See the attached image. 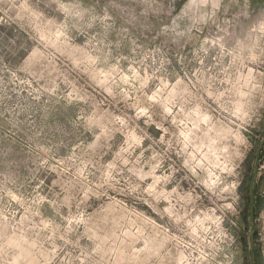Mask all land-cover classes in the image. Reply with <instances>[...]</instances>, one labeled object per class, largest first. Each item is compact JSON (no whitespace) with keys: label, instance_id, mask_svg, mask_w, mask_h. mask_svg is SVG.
<instances>
[{"label":"rangeland","instance_id":"1","mask_svg":"<svg viewBox=\"0 0 264 264\" xmlns=\"http://www.w3.org/2000/svg\"><path fill=\"white\" fill-rule=\"evenodd\" d=\"M263 141L264 0H0V264H249Z\"/></svg>","mask_w":264,"mask_h":264},{"label":"flooded vegetation","instance_id":"2","mask_svg":"<svg viewBox=\"0 0 264 264\" xmlns=\"http://www.w3.org/2000/svg\"><path fill=\"white\" fill-rule=\"evenodd\" d=\"M264 149V141L262 142L261 146L259 147L258 149V154H257V158L255 160V165H254V173H253V176H252V179H251V182H250V187H249V195H250V227H251V217H252V212H251V188H252V181H253V178L255 177L254 174H255V170L257 169L258 170V163H259V158H260V155L262 153ZM257 179H258V172H257V176L255 177V181H254V235H253V239L251 238V230L249 229L250 231V235H249V249H250V261H249V264H252V249H251V241H253V246H254V256H253V264H259L258 263V253H257V249H256V244H255V233H256V226H255V214H256V204H257V201H256V190H257Z\"/></svg>","mask_w":264,"mask_h":264},{"label":"water","instance_id":"3","mask_svg":"<svg viewBox=\"0 0 264 264\" xmlns=\"http://www.w3.org/2000/svg\"><path fill=\"white\" fill-rule=\"evenodd\" d=\"M257 172L258 170L256 169L255 170V174L254 176L256 177L257 176ZM255 177L253 178V181H252V188H251V212H252V217H251V227H250V230H251V238L253 239V235H254V181H255ZM251 249H252V264H253V256H254V246H253V241H251Z\"/></svg>","mask_w":264,"mask_h":264}]
</instances>
